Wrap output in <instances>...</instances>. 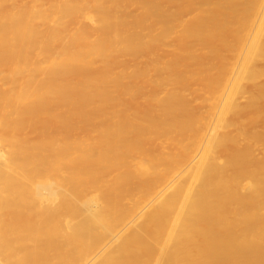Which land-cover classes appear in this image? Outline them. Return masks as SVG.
I'll return each instance as SVG.
<instances>
[{"label": "bare ground", "instance_id": "obj_1", "mask_svg": "<svg viewBox=\"0 0 264 264\" xmlns=\"http://www.w3.org/2000/svg\"><path fill=\"white\" fill-rule=\"evenodd\" d=\"M237 1L0 0V264H264V0Z\"/></svg>", "mask_w": 264, "mask_h": 264}, {"label": "rangeland", "instance_id": "obj_2", "mask_svg": "<svg viewBox=\"0 0 264 264\" xmlns=\"http://www.w3.org/2000/svg\"><path fill=\"white\" fill-rule=\"evenodd\" d=\"M243 3H244V2H243L242 0H238L237 3H236V13L234 14V16H232V17L229 16L228 18L225 16V18H227L228 21L235 22V21L237 20V18H238V17H237V14L240 13L241 7H243ZM208 4H209V3H208ZM227 16H228V15H227ZM226 21H227V20H226ZM170 41H171V42H170ZM170 41H169L170 43L173 42V43L175 44L174 41H172V40H170ZM167 43H168V42H167ZM173 43H172V44H173ZM168 44H169V43H168ZM168 44H167V45H168ZM172 44H170V46L167 47L168 50L171 49V47H173L174 44H173V45H172ZM171 45H172V46H171ZM161 48H163V47H161L160 45H159V47H154L153 50L150 52L151 55H150V54H147V53H144V54L140 53V54L137 55V56H139V57H138L139 59H137V60L131 59V61H130L129 58H128V59L126 58L127 60H125V59H124L125 57H123V58H122V56H121V58L119 57L120 59L118 58V59L116 60V63L118 64V68H119V70H118V68H117V64L115 63V64H116V71H117V72H121L122 74L125 73L124 75L127 76L126 73H128V72L131 71V69L129 70V68H134V67L138 64V61H140V60H141V61L139 62V64H138L139 66H138V67H141L140 65H142L144 62H145V63L149 62L151 59H154V60H155V59H156V60H161V59H159V58H160V57L162 58V57L164 56V53H162L161 51H157V50H162V51H163V49H161ZM164 48H165V47H164ZM167 49H166V50H167ZM157 52H161V54H159L160 57H158V54H156ZM146 54H147V55H146ZM143 55H145V56H143ZM140 56H141V57H140ZM146 56H147V57H146ZM148 56H149V58H150L149 60H148ZM153 56H155L156 58H152ZM142 57H144V58H142ZM145 57H146V59H145ZM157 57H158V58H157ZM28 59H31V56H29ZM122 59H124V60L122 61ZM144 59H145V60H144ZM230 59H231V58H230ZM146 60H147V61H146ZM117 61H119V62L121 61V63H118ZM126 61H127V62H126ZM143 61H144V62H143ZM232 61H233L232 59L230 60V62L228 61V65H229L230 63H232ZM141 62H143V63H141ZM128 63H130V64L132 63L133 65L131 64V66H133V67H131ZM214 63H215V65H216V64H217V65L220 64L219 61H216V62H214ZM119 64L122 65V66H120ZM125 64H126L127 66H126ZM134 65H135V66H134ZM143 65H144V64H143ZM125 66H126V67H125ZM213 66H214V65H213ZM213 66H212V68H214ZM142 67H143V66H142ZM218 67H219V65H218ZM216 68H217V66H216L214 69H216ZM120 70H121V71H120ZM124 70H126V71L124 72ZM213 71L216 72L215 70H212V73H213ZM184 77H186V76H184ZM194 78H196V79H195L196 82L193 81L194 83H193L192 85H193L194 87H192V91H193L194 93H195V92H198V94H199V93L201 92V90L203 89L202 85H203V83H205V82H204V81L200 82L201 80H203L201 77H200L201 80H200V79L198 80L199 82H197V78H198V76H197V77L194 76ZM196 83H197V84H196ZM198 83H199V84H198ZM248 84H249V86H250V83H248ZM203 86H204V85H203ZM188 89L190 90L191 87H187V91H186L187 93L192 92V91H189ZM196 89H198V91H197ZM137 90H138V92H136L137 95H139V94L141 93L142 96H144V94H145L147 97H148L149 95L151 96L152 93H153V92H151V91L145 93V92H142L140 89H137ZM137 90H136V91H137ZM130 91H131V88H127V87H126L125 91H123V92H124V95H123V92H122V93H121V92L118 93L119 96L122 95V97L125 99V100H124V104L126 103V104L128 105V106H127V105L125 104V108L127 109V107H128L127 110H130V108H131V106H132L131 101H132L133 98L135 97V94H134L133 96L129 95ZM140 91H141V92H140ZM193 92H192V93H193ZM187 93H186V94H187ZM147 94H148V95H147ZM195 94H196V93H195ZM140 96H141V95H140ZM142 96H141V97H142ZM186 96H187V98H188V102H189V105H190L191 107L194 106V105H195V106L197 105V101H196V99H198V98H197V97H198L197 94H196V95H194V94L191 95V94L189 93V94H187ZM195 96H197V97L195 98ZM246 96H247V97H250V98L255 102V104H256L257 107H258L259 102H261L260 104H262V106H264V104H263L264 102H262L261 100L258 101V99H257L254 95L252 96L251 91H250L249 93H247ZM122 97H121V98H122ZM123 98H122V99H123ZM144 98H145V97H144ZM125 101H126V102H125ZM244 102H245V101H244ZM242 104H243V103H242ZM259 106H261V105H259ZM129 107H130V108H129ZM258 109H259V108H257L255 111H261V110L264 109V108L262 107V109H261V107H260V109H259V110H258ZM253 113H254V112H253ZM253 113L247 112V113L242 114V119H245V120L249 119V117H250L251 114H253ZM261 123H262V121H261ZM261 123H257V124H255L256 126L253 125L252 128H254V129L258 130V131L263 130V128H264L263 125H264V124L261 125ZM258 125H261V126H263V127L259 128V129H260V130H259V129H257V128H258V127H257ZM256 127H257V128H256ZM82 133H83V132H80L79 136H83L84 134H82ZM263 154H264V147H263L262 145H257L256 148H255V151H254V157H255V158H261V157L263 156Z\"/></svg>", "mask_w": 264, "mask_h": 264}]
</instances>
